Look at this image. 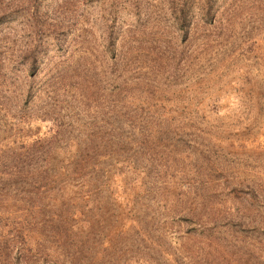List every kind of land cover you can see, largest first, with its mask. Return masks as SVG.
<instances>
[{
	"label": "rangeland",
	"instance_id": "rangeland-1",
	"mask_svg": "<svg viewBox=\"0 0 264 264\" xmlns=\"http://www.w3.org/2000/svg\"><path fill=\"white\" fill-rule=\"evenodd\" d=\"M37 3L39 33L28 28L30 0H0L8 19L0 24V57L14 59L8 75L0 72L10 113L26 96L21 81L32 79L19 51L38 45L28 120L17 137L50 142L58 129L74 137L71 145L87 139L110 149L97 150L84 173L54 192L61 207L74 198L92 207L86 215L78 209L79 222L68 217L71 208L62 214L66 206L57 216L39 212L35 199L27 203L34 207H18L20 200L9 208L25 221L31 264L43 263L39 248L58 254L55 264H149L123 255L145 208L167 259L264 264V0H219L218 28L203 23L200 0L187 1L182 25L178 0ZM62 25L63 34L54 31ZM50 144L64 165L66 147ZM120 147L126 154L113 162ZM127 157L137 163L128 176ZM81 229L87 248L74 257ZM155 258L150 264L163 260Z\"/></svg>",
	"mask_w": 264,
	"mask_h": 264
},
{
	"label": "trees",
	"instance_id": "trees-1",
	"mask_svg": "<svg viewBox=\"0 0 264 264\" xmlns=\"http://www.w3.org/2000/svg\"><path fill=\"white\" fill-rule=\"evenodd\" d=\"M30 1L33 3V5L32 9L28 8V28L31 30L33 27H35V33H39V6L37 3L39 0ZM187 1L189 0H178L177 6H179L177 9L176 7L174 9L175 13H177V22H180L181 25L187 19V14L184 11L185 5H188ZM218 1L219 0H200V7L198 8L202 16L201 19L205 26L208 25L212 26L213 28L220 27L224 12L220 11ZM6 13L7 9L2 7L0 9V24L7 22L8 19L6 17ZM109 28L111 31L112 25H110ZM55 30H57L60 34L65 32L63 25L58 28L55 27L54 31ZM4 40L5 39H2V41ZM107 40L108 50L113 51L114 38L112 37V32L108 33ZM19 52L20 54H18V63H24L28 65L27 72L32 79L27 80L24 78L21 81V84H25L27 87L26 94H24L26 96L23 99V102H21L22 104L16 105L15 113H10V109L7 110L6 106L9 103L7 102L8 98H5L2 94L0 95V264H11V260L16 264H19L23 258L25 259L26 264H31L29 259H27L31 238H27V236L24 234L26 226L25 221L22 220L17 223L18 221L16 222L17 219L14 218L13 212L9 211V208L13 206L14 201L17 202L24 200L26 201L23 203L25 205H18V207L26 206V208H28L34 207L31 204L36 205L35 201H29L35 199L39 203V212L43 211L46 213L49 211L50 214L53 212L54 216H57L58 212L60 214V211L63 210L64 206H66V209L64 213L62 212L63 215H67L68 211L70 210L69 208H71V215L68 216L70 219H72L73 214L75 215L78 212L79 208H81V213L86 215V211L83 210L86 209L88 213L90 210H92V207L86 208L87 206L75 201V198L72 200L69 199L70 203L68 200H66L63 203H66V205H62L61 207L59 203L57 204V201L60 199H56V197L53 198L54 192H64V179L68 181L78 172L84 173L89 166L88 162L91 157L94 156V158H96L97 154L100 153L98 151L103 152L102 149H110V146L107 144H92L91 142L87 141V139H78V141H75L73 145H71V140L74 137L65 136L64 134L68 132L65 131L61 133V130L58 129L53 131L50 142H42L41 139L43 138H37L27 143V141H22L17 137V135L22 131L20 129L23 128L22 126L24 125L25 121L28 120V117H26L28 116L26 104H28V99L30 98V95L33 94L32 92L35 88L33 83L34 78L38 73V45L35 44L33 46H28L27 48L25 47ZM1 57L0 72H2V76H6L11 72L10 63H12L14 59H10V63L8 64L5 57ZM2 96L5 99L2 98ZM94 134H86V137L93 141L91 137ZM60 137L62 138L60 139ZM94 140L97 139L95 138ZM50 143H60L64 145L62 147H66V150L63 151L65 152L66 157L64 165H62L63 161L59 160L56 161V165L54 160H56V157H59V154L55 155V152L58 151V149L52 147V144ZM124 151L126 154V150L120 147L118 149V153H111V160L116 163L119 162L124 154ZM136 157L137 155L135 158ZM127 158L129 160V157ZM129 165L131 166H129L128 169H130L131 172L127 171V176L128 173H133V171L136 170L135 168H137V163L136 165L131 164L130 160ZM68 183L71 182L68 181ZM47 197H50V199H47ZM28 202L31 204H27ZM143 211H145L143 216L140 217L138 215L136 219V225L138 226L136 230L138 233L137 237L133 236V238L136 239L135 243L131 244L128 242L130 247H127L123 255L134 257L135 260H143L149 264L151 263L150 260H154L153 258L155 257L153 256H156L158 259H163L159 261V264H196L190 258L188 262L179 260L178 256H174L172 260L167 259L170 254L167 251L162 250L163 244L161 240L157 238L154 229L149 228L152 218L148 219L147 208L143 209ZM15 212V217H18V215H16L19 214L18 210ZM63 215L61 216L64 217ZM74 221L79 222L76 215ZM23 223L25 226H23ZM78 234L79 242L77 243V247L74 248L72 253H70V255H73L74 257H76V255L80 256L83 253V249L87 248V232L81 229L78 231ZM17 242L21 244V248L17 247L16 251H13V243ZM70 244L74 243L70 242ZM111 245L114 244L111 243ZM124 248L126 247L124 246ZM203 248L204 247L199 248L198 246L195 249L194 255L199 256V254L204 253ZM39 255V262L42 261V264H55L56 259L58 258V254L50 253L48 256L45 252H40V248ZM185 258L182 257L184 260ZM158 259H156V261ZM74 262L75 258L71 259L69 263H67V261L64 262V264H76ZM78 263L82 264L83 261H78ZM200 263L202 264V260Z\"/></svg>",
	"mask_w": 264,
	"mask_h": 264
}]
</instances>
